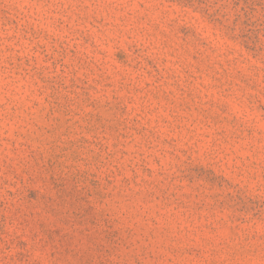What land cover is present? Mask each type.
<instances>
[{
	"label": "rangeland",
	"instance_id": "rangeland-1",
	"mask_svg": "<svg viewBox=\"0 0 264 264\" xmlns=\"http://www.w3.org/2000/svg\"><path fill=\"white\" fill-rule=\"evenodd\" d=\"M0 264H264V0H0Z\"/></svg>",
	"mask_w": 264,
	"mask_h": 264
}]
</instances>
